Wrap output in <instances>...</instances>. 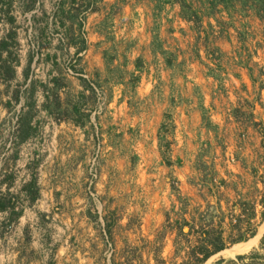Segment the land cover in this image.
Returning <instances> with one entry per match:
<instances>
[{"label":"rangeland","instance_id":"374dc122","mask_svg":"<svg viewBox=\"0 0 264 264\" xmlns=\"http://www.w3.org/2000/svg\"><path fill=\"white\" fill-rule=\"evenodd\" d=\"M3 40L0 264H190L259 233L264 0H0ZM259 239L203 264H264Z\"/></svg>","mask_w":264,"mask_h":264},{"label":"trees","instance_id":"16d2710c","mask_svg":"<svg viewBox=\"0 0 264 264\" xmlns=\"http://www.w3.org/2000/svg\"><path fill=\"white\" fill-rule=\"evenodd\" d=\"M6 45H7V42L5 40H3L0 43V46L2 48L0 50V54H2L3 50L7 49ZM35 199H36V197H33V200H35ZM8 207H9V204H7V202L4 203V201H2V199L0 198V210L7 209ZM11 215H13L12 218L14 220H18L19 217L22 215V211L21 210L16 211L14 204H13ZM253 234L254 233H252V235ZM209 236H210V234L208 232V237H205V241L203 242V244L199 245L195 249H193V255L195 257L194 259L197 261H196V263L192 262L190 264H203L209 257H211L212 255H214V254L225 249L224 243L218 241L220 239V237H217L211 241L209 239ZM210 238H211V236H210ZM242 240H246V238L241 237V238L237 239V242L242 241ZM191 254H192V252H191ZM190 257H191V255H190ZM184 264H187V263H184Z\"/></svg>","mask_w":264,"mask_h":264},{"label":"bare ground","instance_id":"6f19581e","mask_svg":"<svg viewBox=\"0 0 264 264\" xmlns=\"http://www.w3.org/2000/svg\"><path fill=\"white\" fill-rule=\"evenodd\" d=\"M263 231H264V225L260 229L259 233L254 238H252L248 241H245V242L235 244L232 247H230L229 249L222 251L223 256L235 257L239 254L247 253L248 251H250L253 247H255L258 244V241L260 240L259 238H260Z\"/></svg>","mask_w":264,"mask_h":264}]
</instances>
